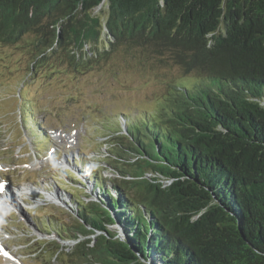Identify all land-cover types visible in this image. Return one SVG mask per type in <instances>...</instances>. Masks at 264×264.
<instances>
[{
  "label": "trees",
  "instance_id": "obj_1",
  "mask_svg": "<svg viewBox=\"0 0 264 264\" xmlns=\"http://www.w3.org/2000/svg\"><path fill=\"white\" fill-rule=\"evenodd\" d=\"M0 43L31 49L29 75L116 57L178 70L154 110L121 107L99 125L109 149L92 174L107 208L77 190L76 224L44 222L78 241L69 264H138L111 214L143 261L264 264V0H0ZM31 122L40 152L45 125Z\"/></svg>",
  "mask_w": 264,
  "mask_h": 264
},
{
  "label": "rangeland",
  "instance_id": "obj_2",
  "mask_svg": "<svg viewBox=\"0 0 264 264\" xmlns=\"http://www.w3.org/2000/svg\"><path fill=\"white\" fill-rule=\"evenodd\" d=\"M24 46L0 43V172L10 181L9 194L14 199L0 212V264H69L78 241L49 235L43 220L76 224L70 191L82 190L80 195L87 203L107 208V201H101L94 188V177L88 180L100 160L108 156L110 133L99 125L105 118L109 122L118 117L121 107L154 110L163 100L160 80L173 78L178 70L132 71L116 57L79 70L48 60L29 75L31 49ZM32 109L39 114L32 117ZM31 119L48 128L58 156L52 149L36 150L39 145L33 144L30 129H25ZM55 131L59 137L51 138ZM101 176L106 179L113 174L104 171ZM20 189L27 190L19 193ZM114 225L127 240L119 224ZM59 247L63 249L57 256ZM144 262L157 264L153 257Z\"/></svg>",
  "mask_w": 264,
  "mask_h": 264
},
{
  "label": "water",
  "instance_id": "obj_3",
  "mask_svg": "<svg viewBox=\"0 0 264 264\" xmlns=\"http://www.w3.org/2000/svg\"><path fill=\"white\" fill-rule=\"evenodd\" d=\"M218 206L217 202L215 200H213L212 202L209 203L208 205V208H211L213 206ZM227 213V212H226ZM228 214V213H227ZM108 215V214H107ZM229 215V214H228ZM114 216L111 214L110 218L111 220L109 219V216H108V221H106L107 224H109L107 227L110 228L109 233L116 239L118 240L120 243H122L125 247L129 248L130 251L132 252V254L135 256L138 264H146L143 259L141 258V256L139 255V253L134 250L128 243H127V240H125L123 238V236H121V234L119 233V228L117 227V225H114V224H118L114 218ZM119 226V225H118Z\"/></svg>",
  "mask_w": 264,
  "mask_h": 264
},
{
  "label": "bare ground",
  "instance_id": "obj_4",
  "mask_svg": "<svg viewBox=\"0 0 264 264\" xmlns=\"http://www.w3.org/2000/svg\"><path fill=\"white\" fill-rule=\"evenodd\" d=\"M69 175H70V174H69ZM26 190H27V189H20V190H18V192H19V193H25ZM31 194H32V193H31ZM31 194H30V195H31ZM8 195H9V192H7L6 197H5V199H4V202H8V201H9V200L7 199V198H8ZM1 210H2V209H1ZM1 210H0V211H1Z\"/></svg>",
  "mask_w": 264,
  "mask_h": 264
},
{
  "label": "snow or ice",
  "instance_id": "obj_5",
  "mask_svg": "<svg viewBox=\"0 0 264 264\" xmlns=\"http://www.w3.org/2000/svg\"><path fill=\"white\" fill-rule=\"evenodd\" d=\"M0 190H2V186H0ZM7 255V253H5Z\"/></svg>",
  "mask_w": 264,
  "mask_h": 264
}]
</instances>
